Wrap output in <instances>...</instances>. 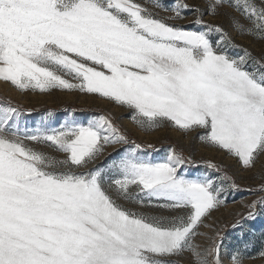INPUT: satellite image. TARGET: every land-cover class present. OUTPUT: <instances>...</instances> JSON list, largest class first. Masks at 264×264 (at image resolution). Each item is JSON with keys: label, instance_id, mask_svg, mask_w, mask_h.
<instances>
[{"label": "snow or ice", "instance_id": "1", "mask_svg": "<svg viewBox=\"0 0 264 264\" xmlns=\"http://www.w3.org/2000/svg\"><path fill=\"white\" fill-rule=\"evenodd\" d=\"M188 13L195 30L170 22ZM229 28L264 41V0H0V81L97 95L146 132H198L251 170L264 157V52L237 45ZM28 115L0 99V264H223L221 230L197 243L239 190L222 166L175 147L156 161L153 144L103 113L35 126ZM245 207L234 228L264 216V197ZM247 247L228 254L232 264Z\"/></svg>", "mask_w": 264, "mask_h": 264}, {"label": "rangeland", "instance_id": "2", "mask_svg": "<svg viewBox=\"0 0 264 264\" xmlns=\"http://www.w3.org/2000/svg\"><path fill=\"white\" fill-rule=\"evenodd\" d=\"M145 3L146 0H140ZM167 7H172L176 0H161ZM189 5L206 6V0H184ZM163 17L173 15L172 12L157 10ZM228 11H232L229 9ZM206 21L223 24L228 27V17L224 15L204 17ZM196 16L192 13L186 14L185 19L170 21L195 30L194 21ZM229 31H232L229 28ZM233 39L237 45L249 49L256 55L264 52V41L254 39L248 35H238L232 31ZM233 55H240L238 48L232 49ZM0 99L12 101L14 104L30 111L31 115L25 117L29 125L35 126L42 118H47L53 125H59L66 120L75 119L81 122L87 121L95 114L103 113L110 115L118 125L122 126L129 137L137 143L153 144L157 151L148 149L150 158L162 161L170 147H175L177 151L184 155H192L200 163L211 161L222 166L223 171L232 177L238 185L239 190L230 191L227 195L226 204L211 212V215L204 220V226L200 227L202 235L197 237V243L206 244L207 237L214 235L217 230H221L224 236L223 264H232L229 253L241 247L245 243L248 245L244 264H264V216H257L254 220L243 221V227H233L241 221L240 213H246L245 207L253 201L264 197V192L258 189L264 185V157L257 163L254 169H245L235 158L228 153L204 144L199 138L198 132H191L185 135L183 132L168 126L167 124L155 131L146 132L130 119V111L127 108L101 98L97 95H89L78 91L53 90L47 93L38 91H19L8 82L0 81ZM121 147V146H117ZM114 149L109 147L104 156L97 161L101 163ZM189 173L197 175L204 171V168H189ZM129 207H132L129 205ZM260 211L261 209H257ZM166 214V213H165Z\"/></svg>", "mask_w": 264, "mask_h": 264}]
</instances>
